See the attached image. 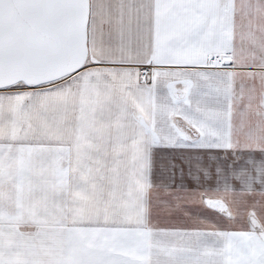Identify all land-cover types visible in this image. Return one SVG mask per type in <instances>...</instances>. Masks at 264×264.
<instances>
[{"label": "snow or ice", "instance_id": "6c2138e0", "mask_svg": "<svg viewBox=\"0 0 264 264\" xmlns=\"http://www.w3.org/2000/svg\"><path fill=\"white\" fill-rule=\"evenodd\" d=\"M0 264H264V0H0Z\"/></svg>", "mask_w": 264, "mask_h": 264}, {"label": "crops", "instance_id": "0c3cea01", "mask_svg": "<svg viewBox=\"0 0 264 264\" xmlns=\"http://www.w3.org/2000/svg\"><path fill=\"white\" fill-rule=\"evenodd\" d=\"M190 211H191L192 213H195L196 216H200V214H201V212H202L203 210H201L198 206H190ZM204 214L207 215V216L209 217V219H214V216H213L212 213L205 212ZM162 223H163V224H169V223H171V224H175V223H183V221H182V220H179V221H177V220H172V221H162Z\"/></svg>", "mask_w": 264, "mask_h": 264}]
</instances>
